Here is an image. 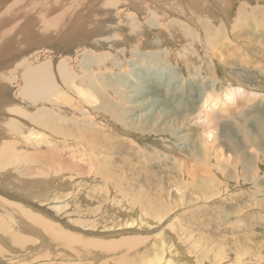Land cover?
Here are the masks:
<instances>
[{
    "label": "rangeland",
    "instance_id": "374dc122",
    "mask_svg": "<svg viewBox=\"0 0 264 264\" xmlns=\"http://www.w3.org/2000/svg\"><path fill=\"white\" fill-rule=\"evenodd\" d=\"M24 1L28 7L27 9L26 6L25 8H22L24 7L22 4L25 5ZM97 1L98 0H48L46 5H42L37 4L40 3L39 0H23V2L20 3L21 8H18V12H15L14 14L9 12V15L6 13V17L3 21L0 19V33L6 30L10 32L7 33V38L3 40V43H8L11 48L9 49L10 53H7L8 48L0 44V50L4 51V54L2 53L3 55L0 52V63L12 62L10 65H5L7 70L8 68L11 69V67L16 66L14 64L18 63L19 59L17 58L13 60L10 55L17 51L25 52L29 50L27 43L32 44L30 47L36 48L37 51L43 49L48 42L41 43L39 41L42 40V38L45 41L47 39L51 41L50 38L53 35L57 36V32H59L61 27L71 25L72 22L70 23V21H68L69 19L74 22H80V25L77 24L76 28H84L85 30L83 33H86L85 31H88L91 27H94L97 24L102 25L101 32L96 33L94 36H91V38L93 37L92 39H95L97 36L107 37L109 34L110 36L113 35L115 38L109 41L106 39V43L103 47L102 45L95 46L88 44V42L92 40L91 38H89V41L85 39L84 45L80 42L81 47H92V50L94 51L91 52V54L94 58H99V62L103 61L100 65L93 64L92 60L83 59L80 51H78L80 48V46L77 47L78 42L72 44L73 40H70V42L65 41L70 43L67 46L68 48L66 49V52L74 47L73 54L62 55L64 52L60 50L57 59L62 61V56L63 58H66L63 59L66 60V71L71 77L76 78H74V85L76 83V86L88 93H90V91L93 93V91L97 89L96 92L99 90L103 95L107 96L108 94L109 98H114L117 101L118 99L113 95L114 89H125V87L119 86L114 78L118 71H121L123 74L120 72V75H118L122 76V79L125 80L126 84H132V87L128 88V94L132 96L130 98H133L136 104L140 103L138 106L139 113H131L127 104L125 105V103L120 101V104L123 106L117 107V111L114 110L111 116L107 111L92 108L94 103H99L103 99L102 95L91 97L93 98L90 99L91 104H82L84 111L86 109L88 115L86 112L85 114L87 116L85 114L75 113L73 115L75 116V119L68 120V122L70 121L69 125L73 127L72 133L68 136H74L76 133L75 127H77L80 119L85 118L86 116V118L96 120L98 123L95 124L94 127L97 129L99 128L101 133H106L105 137L103 134L99 136L104 143L94 139L91 140L92 142L87 141V143H85L81 134H78V137H72L73 139H76L77 142H80L78 145H75L76 147L74 146V143L68 139L66 141V143L68 142L67 145L66 143H63L64 147L59 148L61 149V153L66 156L69 161L61 163L56 160L42 163L39 161L40 158L38 156L40 150L38 151L37 149L39 147L49 146V143H47L46 140L52 134L50 135V131H48L47 128L35 127L37 124L33 121L29 122L28 120L30 119H28V117L34 118L35 110L39 112L41 108L46 107L44 109L47 110V108L51 109V107L47 106V104L39 105L36 103L37 105H31L22 101L20 96L17 95L18 84L14 80H17L20 77L19 72L17 70H10L8 76L4 77L0 82V85H8V92L3 91L2 94L5 96L4 99L7 102L8 98H11L12 102L19 105L21 103L23 104L21 106L25 108V110H28L26 114L28 117H25V115L23 118L27 121L25 126L29 127L30 130L28 128L29 131L25 129L26 127L21 123L23 128L19 127L20 129L17 128V131L15 130V133L18 132L17 135L14 132H7L8 129L5 122L7 121L6 118H8V114H6L7 110L0 106V148L3 145H7L4 147H10L6 148L7 159H1L3 165L0 166V201L1 199H4L12 202L21 208L22 211L29 212V215L34 214L37 216L33 219H39L41 217V223L46 222L52 227L55 226L57 229L60 228L65 231L71 236L70 240H72V244L70 245L73 247L79 248L81 243L75 241H80L86 236L84 230H82L83 228L79 227L83 224L89 226L87 227L88 231L93 229L89 233H92L95 228H98L99 231L105 230L101 231L100 235H102V232L104 233L106 231L118 232V234L106 236V240H113L119 238V236H124L123 239L137 237L146 240L151 246L148 248L149 250L142 244L138 246V254L141 255L140 257L142 258L145 256L146 258L145 262L135 261L137 264H164V261L162 260L163 258L161 260L158 259L160 254L159 250H161V248L156 250L152 247V238L155 235V232L156 234L160 232L159 230L163 231L165 236L169 234L168 240H170L171 235V237H174L173 241L177 242L176 244L174 243L178 246L175 249V254L173 251L170 253L164 251L163 257L169 260V264H184V262L187 261H190L192 264H264V138L263 136H260L262 139L256 136V134H264V51L257 48L259 47L258 42L264 43V0H131L132 3L129 0ZM109 3L112 4L109 5ZM9 4L11 5L8 1L4 6L8 7ZM241 4L243 6H241ZM36 6H38V8ZM1 7V11L2 9H5V7L2 9ZM244 8L247 9L244 10ZM104 9L111 10L114 15L112 13L110 16L111 13L108 14L103 12ZM45 10H48L47 14L52 12V15L55 13L57 14L56 16H58L55 17L59 20L57 21L58 24L51 29L52 31L49 28L46 29L40 19V13H44ZM79 11H81V14L79 15L81 17H71V12L77 14ZM84 13L86 14L84 15ZM251 14L253 15L251 16ZM52 15L49 18L53 19L54 17H52ZM86 19V22H91H89V24L84 23ZM95 20L97 21L94 22ZM10 29L12 30L10 31ZM109 30H111L110 33ZM259 30L260 32H258ZM24 37H27V39L18 42V40ZM252 37H255V39H261L262 41L251 40ZM53 44H56L55 39L53 40ZM244 45L247 48H245ZM47 51L45 49L44 52L46 53L37 56L36 52L32 51V55L30 56V58L33 59L32 62L36 64L38 61L46 59V55L52 53L49 49H47ZM157 51L162 53H159L160 55L154 53V55L151 56L146 53ZM132 59L134 61H131ZM110 60H112V62ZM114 61H117L122 67L118 68L112 64ZM132 65H134V68ZM144 66L153 70L148 71ZM4 67H0V71H2L0 75L8 73L9 70L6 71V68ZM160 67H164V69ZM169 68H173V70L178 73ZM157 69H159V71ZM4 71L6 72L4 73ZM155 71L157 73H155ZM97 74L100 76L102 75L103 78L99 79L100 76ZM85 77H87L86 81H84V79H86ZM56 79L57 82L61 81L59 77ZM86 83L91 86L86 87ZM63 84L62 81V85ZM123 84H125L124 81ZM116 86L118 88H116ZM238 86L247 91L260 92L262 95L255 97L250 102H241L239 98H235L234 102L236 103H230L225 97L227 90H234ZM91 87L93 88L91 89ZM61 88L63 93L68 94V99L64 97L66 100L71 102V97H73V99L78 98L81 100L80 96H77V94L71 93L70 90L68 91L63 86ZM71 88L74 89V87ZM87 88L91 90L88 91L89 89ZM131 89L135 90V92L131 91ZM195 91H201V93H195ZM209 93H211L213 99H216L217 103L220 99H223V102L220 100L219 105L212 112L209 111L205 115L208 119V123H203L202 120V122L200 121L203 117L201 118L199 116L201 115V111H206V107H208H205L203 98ZM55 95L54 96L57 97V94ZM194 95L196 96L195 101L193 99ZM236 96L238 95L236 94ZM55 97L51 96L49 98L53 102L57 101L58 104H63L65 107H68L69 104L71 105L69 101L61 102L57 99L55 101ZM62 97L60 98L62 99ZM94 98H97L96 102H94ZM239 107L240 109L237 111ZM241 108L242 110H252L254 115L251 117L256 118L258 122H260V124H257L252 118H250L246 123L252 140L243 141L241 138V132L243 133L240 128L242 122L241 117L239 116ZM53 109L54 108H52V110ZM66 109H69L71 113L74 111V109H70V106ZM122 115L125 116L123 117ZM158 115L160 116L159 119L156 118ZM76 117L78 118V122L76 121ZM172 118L173 123L175 122L174 125L172 123ZM138 122L142 123V125ZM28 123L30 124L28 125ZM146 123L149 124L147 125ZM134 124L136 127L133 126ZM138 124L139 126H137ZM169 125L171 127H169ZM201 127L203 129L208 127L211 128L214 133V141L216 140V142L211 141V145L204 140L203 142L206 144L203 142L196 144L197 141L193 143V141L190 140L191 134L194 131H201ZM22 129L25 130L21 131ZM171 130H174L176 133L173 131L174 134H171L169 132ZM31 131L39 133L37 136H32L34 140L26 137L27 133ZM40 132L44 133L41 134ZM223 132L226 133L223 134ZM52 136L60 137L55 136L54 134ZM186 137L187 139H185ZM230 139L231 146L229 147L231 148L227 146ZM56 140L59 143L63 141L61 137L60 139L56 138L55 141ZM256 142H258V144H256ZM208 144L210 148H208ZM234 145L235 147H233ZM30 146L34 147L31 148ZM4 147L2 148L5 149ZM84 147L86 149H84ZM241 149H243V151L245 150L244 152H246V154H250L247 155V158L251 160L249 163L243 162V160L239 158L237 159V157L233 155L234 153H237L242 156L244 152L241 151ZM90 150L96 151L91 152ZM100 150L101 153L103 152L102 154H100ZM217 151H221L224 154L229 152L231 156L229 154L228 156L232 157L231 162L228 164V167L230 168L227 167L228 171H226V173L216 165L217 161H222V163L227 164L223 157L224 160H221V155L218 154L220 152ZM99 154L103 157L105 156L107 159H104ZM74 155H78V157L76 158ZM74 161L80 163L82 169L81 173L84 172L83 174H76L75 168L72 167ZM250 163L253 164L250 166ZM101 164L102 166H100ZM103 164H105V167L107 168H105ZM231 165H233L234 168L231 167ZM110 167H112V170L113 167H116V169H114L115 171L119 169L118 174L121 173L119 176L120 178L122 177L120 179L121 182L119 181L118 176L115 178L114 170L113 175L110 173L111 176L109 177H100L102 175L100 174V171L104 172L107 170L108 172ZM93 168L97 171L96 173ZM177 168L189 169L195 178H186L185 175L184 177H180L181 172L178 171ZM240 170L242 172H240ZM229 171L234 173H230V177L227 178ZM173 172H176V176ZM70 173L73 175H70ZM131 173L135 174H132V179L130 178L132 176ZM123 174L125 179H123ZM145 174L147 177L157 175L158 181L160 180L159 185L162 188L161 189L158 186L160 189V199L161 196H163L161 199L163 200L161 207L164 206L160 210L165 213L153 216V218L147 210H145V207L151 206L150 200L153 195H150L148 198L141 193L138 194L135 192L144 184L149 185L150 181L146 180L147 177H145ZM222 174H224V176H222ZM142 177L146 180L145 183ZM176 178H178V180ZM181 178H183V180H181ZM111 179L113 181L115 180V183ZM46 181H53V183L49 184L46 183ZM118 181L120 189L117 184ZM40 182L43 183L41 184ZM132 183L135 184L136 189L130 186ZM120 184L129 185V191L121 190ZM194 184L197 185L194 186ZM198 186L202 188V191L199 190ZM175 189L179 192L177 195H175L177 193ZM106 195L108 197H106ZM114 195L120 196L117 197ZM127 195L130 197L126 198ZM178 195H180V197ZM202 195L205 200H203ZM206 195L207 197H205ZM212 195H214V197ZM112 196L113 199L115 197L114 200L111 198ZM134 196H136V199L133 198ZM175 196L179 198H175ZM137 198L139 199L138 201ZM109 199H111V201ZM125 199H127L126 202ZM113 201L114 203L116 202V205ZM94 206L96 207L94 208ZM106 206L108 207L106 208ZM96 208H98V211ZM103 208L105 209L103 210ZM108 208L109 210H122L125 218L133 216L132 219H134V217L141 219V216H145L144 219H147L146 221L152 225H150L151 227L145 225L144 227H139V229L134 225L126 227L124 230L121 229L122 231L120 228L119 230L110 229V231L102 226L106 225V223L110 224V222L111 225H114L115 222L108 220L110 222L103 224L102 219L106 220V217L101 219L103 215L98 219L101 212L102 214L108 213ZM129 210L131 211L129 212ZM16 216L14 214L9 215V220L11 219L15 223L17 221L16 224L12 221L11 229L17 230L18 227L20 232L23 231L24 237H26V234L29 236L24 238V240H28L29 243L34 240V242H32L34 244L31 245L27 242V248L24 245L27 249L26 250L23 245L22 247L19 246V248L10 237H7L8 243L12 246L14 245L15 252H9L8 249L4 247V249H6L5 251H7L6 253L10 256V258L4 259L14 264L69 263L67 260L68 258H63V253L49 255L47 256L48 258L42 257L40 255L41 249L45 247L44 249L52 252L56 247L49 244L50 241L48 240V236L43 230L40 229L38 231L37 229L29 227L28 223H26V219L23 221L24 219L22 217L20 218V215ZM96 218L97 220H95ZM44 220L45 222H43ZM16 225L18 226L16 227ZM21 227L25 228L21 229ZM162 228H164L165 231L162 230ZM88 231H86V233H88ZM74 232L75 235L77 233L76 237ZM184 232L187 233L185 234ZM37 234L38 236L40 235L39 237H41L40 241L42 244L38 240L39 237ZM0 236L5 238V235L0 234ZM89 236H91V234H89ZM28 238H32L33 240H29ZM24 240L21 244H24ZM29 249H31L33 253ZM97 249H91L89 253L90 259L85 257L86 254L83 256L86 259L83 257H78L76 259L80 261L82 260V263L90 260L92 263L89 261L88 264H94L95 262L97 264H116L118 262L115 261L116 259H125L124 264H127L128 261L130 262L139 256L137 255L134 257L133 250H128L123 245L111 256H108L107 254L105 255L104 250L101 251ZM13 255H16L17 257L15 256L14 258ZM12 256L13 259H11ZM70 256L73 255H69V257ZM135 262H130V264H135ZM7 264L10 263L7 262Z\"/></svg>",
    "mask_w": 264,
    "mask_h": 264
},
{
    "label": "bare ground",
    "instance_id": "6f19581e",
    "mask_svg": "<svg viewBox=\"0 0 264 264\" xmlns=\"http://www.w3.org/2000/svg\"><path fill=\"white\" fill-rule=\"evenodd\" d=\"M7 1V2H6ZM8 1L11 3V5L9 4V6L8 7H5L4 5H6L7 3H8ZM38 1V0H37ZM40 1V3H37V4H42V5H46L47 4V1L48 0H39ZM104 1V0H103ZM106 1H112V0H106ZM131 3H132V1L131 0H129ZM23 2V0H0V7H1V9L3 8V7H5V9H2V11L0 10V19H1V21H3V19L6 17V13H7V15H9L10 13L9 12H11V13H15V12H18V8L20 7V3H22ZM46 2V3H45ZM51 2V1H50ZM97 2H99V0L97 1ZM101 2V1H100ZM30 3V2H29ZM34 3H36V2H34ZM94 3H95V1H94ZM103 3V2H102ZM106 3V2H105ZM113 3V2H112ZM112 3H109V5L110 4H112ZM139 3H141V2H139ZM24 4L25 5H23L22 4V6H24V7H22V8H25V6H26V9L28 8L27 7V5H26V2L24 1ZM28 4V3H27ZM70 4V3H69ZM114 4V3H113ZM226 4V3H225ZM242 4H243V2H242ZM241 4V6H243ZM102 5V4H101ZM108 5V6H109ZM132 5V4H131ZM203 6V5H202ZM226 6V5H225ZM245 6H246V4H245ZM37 8H38V6H36ZM99 7V6H98ZM248 7V6H247ZM21 8V7H20ZM45 8V7H44ZM69 8V7H68ZM249 8V7H248ZM260 8V7H259ZM101 9V8H100ZM103 9V8H102ZM112 9V8H111ZM141 9V8H140ZM238 9H239V7H238ZM247 9V8H246ZM245 8H244V10H246ZM250 9V8H249ZM256 9V8H255ZM51 10H52V8H51ZM85 11H87L86 9H84ZM257 10V9H256ZM27 11V10H26ZM238 11V10H237ZM242 11H243V8H242ZM24 12H25V9H24ZM39 12V11H38ZM38 12H37V14H38ZM50 12V11H49ZM88 12V11H87ZM102 12V11H101ZM103 12H106V13H108V14H110V16L112 15V11L111 10H105L104 9V11ZM238 12H240V11H238ZM9 13V14H8ZM35 13V12H34ZM48 13V10H45L44 11V13H40V19H41V21H42V24L44 25V27L46 28V29H52V28H54V27H56V25L58 24V22L57 21H59V20H57L55 17H58V16H56L57 14H53L52 15V12L50 13L51 15H52V17H54L53 19H51V18H49L51 15L50 14H47ZM61 13H63V12H61ZM72 13V14H71ZM70 14H71V17L72 18H74L73 16H76V18L77 17H81V16H79L80 14H81V11H79V12H77V14L76 13H74V12H71ZM89 13V12H88ZM237 13V12H236ZM243 13V12H242ZM45 14H47V15H45ZM64 14V13H63ZM68 14V13H67ZM86 13H84V15H85ZM258 14V13H257ZM113 15H114V13H113ZM154 15V14H153ZM253 14H251V16H252ZM61 16V15H60ZM69 16V15H68ZM250 16V15H249ZM250 16V17H251ZM23 17V16H22ZM32 17V16H31ZM70 17V18H71ZM85 17V16H84ZM113 17V16H112ZM71 18V19H72ZM75 18V19H76ZM86 18V17H85ZM89 18H90V16H89ZM94 18V17H93ZM114 18V17H113ZM98 19V18H97ZM247 19V18H246ZM79 20V19H78ZM84 20V19H83ZM109 20V19H108ZM251 20V19H250ZM261 20V19H260ZM21 21V20H20ZM25 21V20H24ZM38 21V20H37ZM68 21H70V23H71V25L70 26H63V27H61V29L59 30V32H57V36H52L51 38H50V40L51 41H49L48 39V41L46 40H44L43 38H42V40H38L39 42H48L47 44H46V46H44L43 47V49H41V50H39V51H37L36 50V48H34V47H30V45H32V44H29V43H27V46H29L28 47V49L29 50H27L26 48H24V49H26L27 51H25V52H20V51H17L16 53H11L12 55H10L12 58H13V60L14 59H19V62L18 63H16V64H14V65H16V66H14V67H11V69H9L8 68V70H7V67L5 66V65H10V63H12V62H8V63H0V67L2 68V67H4V68H6V71H8V73H6V74H3V75H0V82H1V80H3V78L4 77H6V76H8V74L10 73V70H17L18 72H19V78L16 80V79H14L16 82H17V84H18V90H17V95L18 96H20V98L22 99V101H25V102H27L28 104H31V105H35L36 103H38L39 105H44V104H47V106H49V107H51V109H48L47 108V110L46 109H44V108H46V107H44V108H41V110L38 112L37 110H35V112H34V118L32 117V118H30V117H28L26 114H27V111L28 110H25V108H23L21 105H23V104H21L20 103V105L19 104H17V103H14V102H12V100H11V98H8V102L4 99V97L5 96H3V94H2V92L4 91H7L8 90V88H7V86H6V84H4V85H0V106H2L3 108H5L6 110H7V112H6V114H8V118H6L7 119V121H5L6 122V126H7V129H8V131L7 132H9V133H15L17 130V128L18 129H20L21 127L23 128V126L21 125V123H23V125H24V127H26L25 129H29V127H27V126H25V124H26V120L23 118V116H25V117H28V119H30V120H28L29 122L30 121H33L35 124H37V125H35L33 122V124L35 125V127L37 126V127H44V129L45 128H47L48 129V131H50V135L52 134H54L55 136H60L61 137V139H63V141L61 142V143H59L57 140L55 141V139L56 138H59L60 139V137H54V136H50L46 141H47V143H49V146H46V147H39L37 150L39 151V158H40V162H42V163H45V162H47V161H59V162H61V163H64V162H66V161H69V159H67L66 158V156H64L62 153H61V149H59L60 147H64V145H63V143H66V141L69 139V141L71 140L73 143H74V146L75 145H78V143H80V142H77L76 141V139H73L72 137H78V134H81V136L83 137V140H84V142L85 143H87V141H90V142H92L91 140H98L99 142H103L102 141V139L99 137V136H101L102 134L104 135V137L106 136V133L104 132V133H101V131H100V129L98 128H95L94 127V125L95 124H97L98 122L96 121V120H92L91 118H86V116L88 115V112H86V109H85V111H84V108L82 107L83 105H84V103H86V104H88V103H90V99H93V98H91V97H95L96 95H102V97H103V99L99 102V103H97L96 102V100H97V98L95 99L94 98V102H96V103H94L93 105H92V108L93 109H101V111H107L111 116H112V113L114 112V110H116L117 109V107H119V106H123L122 104H120V101L121 102H123V103H125V105L127 104V106H128V109H129V111L131 110V113L132 112H138L139 113V110H138V106H139V104H136L135 103V100L133 99V98H130V97H132V96H130L129 94H128V92H129V90H128V88H130V87H132V84H126V82H125V80H123L122 79V76H119L120 74V72L118 71V73L117 72H115V73H117L116 74V76H114V78L116 79L115 81H117V83H118V85L119 86H123V87H125V89L124 90H122V89H114V94L113 95H115L114 97H116L117 99H118V101L117 100H115L114 98H109V96H108V94H107V96H105V95H103L99 90V92L97 91L96 92V90H94L93 91V93L90 91L93 87H91V89H89V88H87V89H89L88 91H90V93H88V92H85V90H83V89H81L80 87H78V86H76V83H75V85L73 84L74 83V78L75 77H71L68 73H67V71H66V65H65V61L66 60H63V59H66V58H63V56H62V58H61V60L62 61H59L57 58H58V55H59V53H60V50L62 51V52H64L62 55H66V54H73L72 52H73V49H74V47L73 48H71V49H69L70 51H67L66 52V49L68 48L67 46H68V44H70L69 42H70V40H73V42H72V44H74V43H77L78 42V46L77 47H79L81 44L82 45H84V40L86 39L87 41H89V38H91V36H94L96 33H99V32H101V29H102V25H96V26H94V27H91V29H86V30H88V31H85L86 33H83V31L85 30L84 28L83 29H81V27L79 28V29H77L76 28V25L77 24H79L80 25V22H78V21H71L70 19L68 20ZM80 21V20H79ZM87 21V19L85 20V22L84 23H88L89 24V22H91V21H89V22H86ZM93 21V20H92ZM97 20H95L94 22H96ZM99 21V20H98ZM111 21V20H110ZM252 21V20H251ZM254 21V20H253ZM36 22V21H35ZM69 23V24H70ZM107 23H109V22H107ZM111 23V22H110ZM112 23H113V21H112ZM14 24V23H13ZM35 24V23H34ZM83 24V23H82ZM94 24H96V23H94ZM61 25H62V23H61ZM115 25V24H114ZM230 25H232V24H230ZM6 26H8V25H6ZM5 26V27H6ZM83 26H85V25H83ZM89 26V25H88ZM91 26H93V25H91ZM105 26V25H104ZM103 26V27H104ZM234 26V25H233ZM256 26V25H255ZM87 27V26H86ZM105 28V27H104ZM4 29V28H3ZM58 29V28H57ZM116 29V28H115ZM233 29V28H232ZM6 30V29H5ZM12 29H10V31H11ZM106 30V29H105ZM104 30V31H105ZM112 30V29H111ZM111 30H109V33H110V31ZM114 30V29H113ZM117 30V29H116ZM2 31V30H1ZM52 31V30H51ZM202 31V30H201ZM106 32V31H105ZM205 32V31H204ZM233 32V31H232ZM244 32V31H243ZM242 32V33H243ZM248 32V31H247ZM251 32H253V31H251ZM258 32H260V30L258 31ZM7 33H10V32H8V30H6V31H4V32H2V33H0V44H2L4 47H7L8 49H7V53H10V50L9 49H11L10 48V45H8V43H3V40H5L7 37H6V35H8ZM33 33V32H32ZM108 33V34H109ZM23 34V33H22ZM102 34V33H101ZM100 34V35H101ZM235 34V33H234ZM253 34V33H252ZM260 34H262V33H260ZM21 35V34H20ZM19 35V36H20ZM104 35H105V33H104ZM220 35V34H219ZM239 35H240V33H239ZM231 36V35H230ZM233 37V36H232ZM237 37H238V33H237ZM245 37V36H244ZM243 37V38H244ZM9 38H10V36H9ZM8 38V39H9ZM93 38V37H92ZM91 38V39H92ZM113 38H115L113 35H111L110 36V34H109V36H100V37H96L95 39H92V40H90L89 42H88V44H90V45H95V46H98V45H102V47L105 45V43H106V39H108V41L109 40H111V39H113ZM130 38V37H129ZM210 38V37H209ZM27 39V37H24V38H21L20 40H18V42H21V41H23V40H26ZM56 40V44H53V40ZM67 39V40H66ZM105 40V41H104ZM251 40H260V41H262L261 39H255V37H252L251 38ZM65 41H69L68 43L67 42H65ZM192 41V40H191ZM244 41V40H243ZM38 42V43H39ZM80 42H81V44H80ZM15 43H16V41H15ZM23 43V42H22ZM31 43V42H30ZM55 43V42H54ZM249 43V42H248ZM17 44V43H16ZM29 44V45H28ZM52 44V45H51ZM115 44V43H114ZM259 44V45H258ZM258 46L259 47H257V48H259L261 51H264V43L263 42H258ZM34 45V44H33ZM115 45H117V44H115ZM243 45V44H242ZM255 45V44H254ZM87 46V45H86ZM245 46V45H244ZM253 46V45H252ZM76 47V48H77ZM245 48H247L246 46H245ZM6 49V48H5ZM45 49H46V51H47V49H49V50H51L52 51V53L51 54H47L46 56H47V58L46 59H43V60H40V61H38L36 64L35 63H33L32 62V58H30V56L32 55V51H34V52H36V56L37 55H41V54H44V53H46V52H44L45 51ZM78 51H80V53H81V55H82V58L83 59H87V60H92V63L93 64H96V65H100L101 64V62H103V61H101V62H99V58H94V56L91 54V52H93L94 50H92V47H85V46H83V47H81L80 46V48H79V50ZM0 52H1V54L3 53L4 54V51L2 50H0ZM33 52V53H34ZM48 52V51H47ZM31 53V54H30ZM109 53V52H108ZM146 53H148L150 56L151 55H154V53H162V52H146ZM2 54V55H3ZM6 54V53H5ZM30 54V55H29ZM111 54V53H110ZM118 54V53H117ZM7 55V54H6ZM6 55H4V56H6ZM107 55V54H106ZM140 55V54H139ZM160 55V54H159ZM4 56H2V57H4ZM142 56H143V54H142ZM7 57V56H6ZM65 57V56H64ZM96 57H97V55H96ZM108 57V56H107ZM123 57H124V55H123ZM91 58V59H90ZM104 58V57H103ZM113 60V59H112ZM112 60H110L111 62H112ZM130 60V59H129ZM145 60H148V59H145ZM85 61V60H84ZM131 61H134L133 59L131 60ZM2 62V61H1ZM123 62V61H122ZM105 63H106V61H105ZM160 63V62H159ZM112 64H114L116 67H122V65L121 64H119L117 61H114V63H112ZM135 64V63H134ZM138 64H139V62H138ZM137 64V65H138ZM143 64V63H142ZM136 65V66H137ZM141 65V64H140ZM144 65V64H143ZM170 65V64H169ZM113 66V65H112ZM129 66H130V64H129ZM134 65H132V67H133ZM135 66V67H136ZM139 66V65H138ZM148 66V65H147ZM145 67V69H148V71L150 70V71H152L150 68H148V67ZM188 66V65H187ZM9 67V66H8ZM99 67V66H98ZM155 67V66H154ZM233 67V66H232ZM0 68V69H1ZM134 68V67H133ZM132 68V69H133ZM138 68V67H137ZM156 68H158V67H156ZM160 68H162V69H164V67H160ZM166 69V68H165ZM168 69V68H167ZM170 70H172V71H174L173 70V68H169ZM104 70V69H103ZM134 70V69H133ZM155 70V69H154ZM158 71H159V69H157ZM170 70H169V72H170ZM6 71H4V73L6 72ZM2 71H0V73H1ZM17 72V73H18ZM132 72V71H131ZM136 72V71H135ZM144 72V71H143ZM143 72H142V74H143ZM174 72H176V71H174ZM198 72V71H197ZM16 73V72H15ZM96 73V72H95ZM122 73V72H121ZM148 73V72H147ZM155 73H157L156 71H155ZM173 73V72H172ZM176 73H178V72H176ZM240 73V72H239ZM93 74H94V72H93ZM99 74H102V73H99ZM119 74V75H118ZM123 74V73H122ZM146 74V73H145ZM153 74V73H152ZM163 74V73H162ZM231 74V73H230ZM235 74V73H234ZM98 75V74H97ZM97 75H95V76H97ZM178 75V74H177ZM98 76H100V75H98ZM124 76H126V75H124ZM123 76V77H124ZM136 76V75H135ZM236 76V75H235ZM60 78V80L61 81H59V82H57L56 80V78ZM87 77H88V75H87ZM87 77H85L86 79H84V81H86L87 80ZM134 77V76H133ZM101 78H103L102 77V75L100 76V78L99 79H101ZM130 78V77H129ZM148 78V77H147ZM165 78V77H164ZM76 79V78H75ZM82 79V78H81ZM91 79V78H90ZM89 79V80H90ZM190 79V78H189ZM134 80H135V78H134ZM167 80V79H166ZM62 81H63V85H62ZM103 81V80H102ZM123 81H124V83L125 84H123ZM126 81H127V79H126ZM138 81V80H137ZM81 82V81H80ZM96 82V81H95ZM128 82V81H127ZM59 83H60V85H59ZM83 83V82H82ZM81 83V84H82ZM85 83V82H84ZM88 83V82H87ZM86 83V84H87ZM92 84V83H91ZM137 84V83H136ZM139 84V83H138ZM78 85V84H77ZM117 85V86H118ZM242 85V84H241ZM64 87L65 89H67L68 91L70 90L71 91V93H75V94H77V96H80V99L81 100H79L78 98H75V99H73V97H71V99H72V101L70 102L69 100H66V99H68L67 98V93H63L62 92V88L61 87ZM86 87L87 86H91V85H89V84H87V85H85ZM116 86V88H118ZM71 87H74V89H75V87H76V89L74 90L73 88H71ZM139 87V86H138ZM121 88V87H120ZM133 88H135V87H133ZM137 88V87H136ZM209 88V87H208ZM138 89V88H137ZM141 89V88H140ZM229 89V88H228ZM194 90V89H193ZM103 91V90H102ZM131 91H133V92H135V90H133V89H131ZM8 92V91H7ZM226 92V91H225ZM195 93H201V91H195ZM55 94H57V97H55L54 95ZM75 94H74V96H75ZM110 94V93H109ZM112 94V93H111ZM132 94V93H131ZM236 94L238 95V96H236ZM92 95H94V96H92ZM137 95H139V94H137ZM137 95H135V96H137ZM262 94H259L258 92H255V91H247V90H244L242 87H236L234 90L232 89V90H227V94H226V99L228 100V101H230V103L231 102H234V99L235 98H239V100L241 101V102H244V101H246V102H250V101H252L255 97H259V96H261ZM51 96H53V97H55V101H56V99L57 100H60L61 102L62 101H65V102H70L71 103V105L69 104V106H70V109L72 108V109H74V111H72V113L70 112V110L69 109H66V108H68V107H65L63 104H61V103H59V104H61V105H59L58 103H57V101L56 102H53L49 97H51ZM63 96V97H62ZM73 96V95H72ZM205 96V95H204ZM60 97H62V99L60 98ZM66 99H65V98ZM112 97V96H111ZM134 97V96H133ZM59 98V99H58ZM99 98V97H98ZM195 98H196V96L194 95V97H193V99H194V101H195ZM219 98H221V97H219ZM204 102H205V107L206 106H208V107H206V111H201V115L199 116V117H203L202 119H200V121L202 120L203 121V123H208V119H207V117L205 116L209 111H213L218 105H219V102H220V100L218 101V103H217V101H216V99H213L212 97H211V93H209V94H207L204 98ZM145 100V99H144ZM151 100V99H150ZM238 100V101H239ZM146 101V100H145ZM196 101H198V100H196ZM222 102H223V99L221 100ZM235 101H237V100H235ZM59 102V101H58ZM93 102V101H92ZM150 102V101H149ZM206 103H207V105H206ZM225 103V102H224ZM234 103H236V102H234ZM240 103V102H239ZM83 104V105H82ZM91 104V103H90ZM150 104H151V102H150ZM209 104V105H208ZM25 105V104H24ZM37 105V104H36ZM142 105V104H141ZM140 105V106H141ZM224 106V105H223ZM235 106V105H234ZM246 106V105H245ZM24 107H26V106H24ZM40 107V106H39ZM43 107V106H42ZM125 107V106H124ZM148 107V106H147ZM198 107V106H197ZM196 107V108H197ZM226 107V106H225ZM52 108H54L53 110H52ZM151 108V107H150ZM119 109V108H118ZM240 109V107L237 109V111ZM143 110V109H142ZM254 110V109H253ZM33 111V110H32ZM32 111H31V113H32ZM117 111V110H116ZM123 111H124V109H123ZM141 111V110H140ZM236 111V110H235ZM85 112H86V114H85ZM253 111L252 110H247V109H243L242 110V108H241V111H240V117H241V124H240V128H241V130L243 131V133L241 132V138H242V140L243 141H247V140H252V137L250 136V131H249V129L247 128V125H246V123H247V121L250 119V118H252L251 116H253L254 114L252 113ZM75 113H77V114H85L86 116H85V118H81L80 119V122L77 124V127H75V130H76V133L74 134V136H68V135H70L71 133H72V130H73V127L72 126H70L69 125V122H68V120H71V119H75V116H73ZM125 113V112H124ZM128 113V112H127ZM130 113V112H129ZM133 113V114H134ZM141 113V112H140ZM158 113V112H157ZM143 114V113H142ZM154 114H156V113H154ZM159 114V113H158ZM166 114V113H165ZM18 115H20V116H18ZM128 115V114H127ZM132 115V114H131ZM146 115V114H145ZM161 115V114H160ZM171 115H173V114H171ZM178 115V114H177ZM22 116V117H21ZM82 116V115H81ZM123 116V115H122ZM125 116V115H124ZM123 116V117H124ZM150 116H151V114H150ZM157 116V115H156ZM155 116V117H156ZM161 116H163V115H161ZM167 116H170V115H167ZM175 116V115H174ZM80 117V116H79ZM83 117V116H82ZM122 117V118H123ZM182 117V116H181ZM198 117V118H199ZM77 118V117H76ZM121 118V117H120ZM137 118V117H136ZM152 118V117H151ZM156 118H160V116L158 115V117H156ZM169 118V117H168ZM167 118V119H168ZM127 119V118H126ZM125 119V120H126ZM154 119V118H153ZM257 124H260V122H258V120L256 119V118H252ZM131 120V119H130ZM151 120V119H150ZM165 120V119H164ZM171 120V119H170ZM76 121L78 122V118L76 119ZM139 121V120H138ZM159 121H161V120H159ZM179 121V120H178ZM193 121V120H192ZM201 121V122H202ZM133 122V121H132ZM140 122V121H139ZM138 122V123H139ZM154 122H155V120H154ZM157 122V121H156ZM162 122V121H161ZM168 122V121H167ZM171 122V121H170ZM181 122V121H180ZM183 122V121H182ZM31 123V124H32ZM127 123H129V122H127ZM152 123V122H151ZM172 123H173V118H172ZM175 123V122H174ZM174 123H173V125H174ZM210 123V122H209ZM30 123H28V125H29ZM32 124V125H33ZM123 124V123H122ZM136 124V123H135ZM135 124L133 125V126H135ZM139 124H141L142 125V123H139ZM139 124L137 125V126H139ZM145 124V123H144ZM147 124V123H146ZM149 124V123H148ZM147 124V125H148ZM153 124V123H152ZM167 124V123H166ZM178 124V123H177ZM31 125V126H32ZM76 125V124H75ZM141 125H140V127H141ZM125 126V125H124ZM128 126V125H127ZM179 126H180V124H179ZM192 126V125H191ZM20 127V128H19ZM94 127V128H93ZM130 127V126H129ZM136 127V126H135ZM143 127V126H142ZM159 127H160V125H159ZM169 127H171L170 125H169ZM205 127V126H204ZM239 127V126H238ZM180 128V127H179ZM25 129H22L21 131H24ZM27 129V130H28ZM32 129V128H31ZM16 130V131H15ZM30 130V129H29ZM28 130V131H29ZM36 130V129H35ZM43 130V129H42ZM170 130V129H169ZM195 130H197V129H195ZM20 131V133L22 134V132ZM34 131V130H33ZM159 131V130H158ZM173 131L174 130H171V131H169L171 134L173 133ZM177 131V130H176ZM38 132V131H37ZM175 132V131H174ZM178 132V131H177ZM18 133V132H17ZM17 133H15L16 135H17ZM41 133V132H40ZM44 133V132H43ZM43 133H41V134H43ZM176 133V132H175ZM224 133H226V132H223V134ZM39 133H34V132H29V133H27V136L26 137H28V138H32L33 139V135L34 136H37ZM41 134H40V136H41ZM174 134V133H173ZM182 134V133H181ZM191 134V133H190ZM31 136V137H30ZM44 136V135H43ZM185 136V135H184ZM256 136L257 137H260V136H263V138H264V134L262 133V134H260V135H257L256 134ZM52 137V138H51ZM54 137V138H53ZM214 133H213V130H211V128H205V129H203L202 127H201V131H194L192 134H191V141H193V143L195 142V141H197V143L196 144H198V143H202L203 142V140L205 141V142H207V143H209L210 144V142L212 141H214ZM43 138V137H42ZM189 138V137H188ZM261 138V137H260ZM38 139V138H37ZM40 139V138H39ZM54 139V140H53ZM185 139H187V137L185 138ZM213 139V140H212ZM257 139V138H256ZM262 139V138H261ZM34 140V139H33ZM239 140H240V138H239ZM255 140V139H254ZM256 141V140H255ZM262 141V140H261ZM260 141V142H261ZM53 142H58V143H53ZM71 142V143H72ZM205 142H203V143H205ZM214 142H216V140L214 141ZM68 143V142H67ZM67 143H66V145H67ZM85 143H84V145H85ZM104 143V142H103ZM121 143V142H120ZM119 143V144H120ZM206 144V143H205ZM209 144H208V148H210L209 147ZM251 144V143H250ZM256 144H258V142H256ZM260 144V143H259ZM34 145V144H33ZM103 145V144H102ZM211 145V144H210ZM219 145V144H218ZM4 146H7V145H3L2 147H4ZM37 146H39V145H37ZM36 146V147H37ZM87 146V145H86ZM199 146V145H198ZM203 146V145H202ZM205 146V145H204ZM227 146L229 147V146H231V139H230V141L227 143ZM0 148V161H1V159H7L6 157H7V149L6 148H10L9 146L8 147H4L5 149H3V148ZM31 147V146H30ZM32 147H34V146H32ZM31 147V148H32ZM35 147V148H36ZM76 147V146H75ZM74 147V148H75ZM121 147V146H120ZM233 147H235V145L233 146ZM232 147V148H233ZM73 148V149H74ZM103 148H104V146H103ZM116 148V147H115ZM205 148H207V147H205ZM229 148H231V147H229ZM23 149V148H22ZM77 149V148H76ZM84 149H86L85 147H84ZM92 149H93V147H92ZM87 150H89V149H87ZM114 150V149H113ZM213 150V149H212ZM230 150V149H229ZM228 150V151H229ZM91 152H95L96 150H90ZM111 151V150H110ZM216 151V150H215ZM222 151V150H221ZM221 151H217V152H220V153H218L219 155H221V160L223 159L227 164H225V163H222V161H217L216 162V165H217V167L219 168V169H223V171H225V173H226V171H228V168H230V167H228V164L231 162V159H232V157H230L231 155L229 154V152L227 153V154H224L223 152H221ZM241 151H243V149H241ZM245 151V150H244ZM243 151V152H244ZM98 152V151H97ZM106 152V151H105ZM30 153V152H29ZM83 153V152H82ZM103 153V152H102ZM101 153V150H100V154H102ZM216 153V152H215ZM232 153V152H231ZM17 154V153H16ZM26 154V153H25ZM27 154H28V151H27ZM79 154V153H78ZM94 154V153H93ZM99 154V155H100ZM228 154L230 155V156H228ZM95 155V154H94ZM96 155H98V154H96ZM234 156H236L237 157V159L239 158V159H241V160H243V162H246V163H249L251 160H249L248 158H247V155H250V154H246V152H244V154L242 155V156H240L239 154H233ZM232 155V156H233ZM28 156H29V154H28ZM76 158L78 157V155H74ZM101 156V155H100ZM91 157V156H90ZM95 157V156H94ZM101 157H103V156H101ZM219 157V156H218ZM223 157V158H222ZM242 157V158H241ZM98 158V157H97ZM104 159H107V158H105V156L103 157ZM110 158V157H109ZM16 159V158H15ZM14 159V160H15ZM75 159V158H74ZM81 159V158H80ZM99 159V158H98ZM101 159V158H100ZM220 159V158H219ZM236 159V158H235ZM251 159V158H250ZM94 160V159H93ZM117 160V159H116ZM83 161V160H82ZM82 161H80V162H82ZM104 161H106V160H104ZM111 161V160H110ZM109 161V162H110ZM122 161V160H121ZM2 162L3 161H1L0 162V166L1 165H3L2 164ZM6 162V161H5ZM4 162V163H5ZM86 162V161H85ZM84 162V163H85ZM112 162V161H111ZM234 162H236V161H234ZM238 162V161H237ZM241 162V161H240ZM255 162V161H254ZM253 162V163H254ZM7 163V162H6ZM89 163H91V162H89ZM89 163H88V165H89ZM98 163H99V160H98ZM252 163V164H253ZM209 164V163H208ZM242 164V163H241ZM251 163H250V166L252 165ZM256 164V163H255ZM104 165V167H105V164H103ZM106 165H108V164H106ZM123 165H124V163H123ZM227 165V166H226ZM236 165V164H235ZM100 166H102V164L100 165ZM126 166H128V165H126ZM240 166V165H239ZM243 166V165H242ZM245 166V165H244ZM248 166V165H247ZM254 166V165H253ZM72 167L73 168H75V172H76V174H80L81 173V171H82V169H81V165H80V163L78 162V161H74L73 163H72ZM109 167V166H108ZM131 167V166H130ZM184 167V166H183ZM226 167V168H225ZM228 167V168H227ZM231 167H233V165H231ZM236 167H237V165H236ZM235 167V168H236ZM89 168H91V167H89ZM105 168H107V167H105ZM179 168V167H178ZM177 168V170L178 171H180L181 172V175L180 174H178V175H180V177H184V175L186 176V178H195L193 175H192V173H191V171L189 170V169H186V168H180V169H178ZM208 168V167H207ZM234 168V167H233ZM251 168V167H250ZM94 169V172L96 173L97 171H95V168H93ZM114 169H116V167L114 168L113 167V170ZM130 169V168H129ZM134 169V168H133ZM209 169V168H208ZM237 169V168H236ZM101 170V169H100ZM113 170H112V167H110L109 168V170H108V172H107V170L106 171H104V172H102V171H100V174H102L100 177H109V176H111V174L113 175ZM119 170V169H118ZM115 171L114 170V175L116 176L115 178H117V176L119 177L120 175H121V173L120 174H118V172L119 171ZM192 170H194V169H192ZM245 171H247L246 169H244ZM222 171V172H223ZM93 172V173H94ZM99 172V171H98ZM240 172H242L241 170H240ZM51 173V172H50ZM84 173V172H83ZM83 173H81V174H83ZM111 173V174H110ZM175 173V176H176V172H173V174ZM230 173H234V172H231V171H229V175H227V178H229L230 177ZM7 174V173H6ZM75 174V175H76ZM99 174V173H98ZM132 174H134V173H131V175ZM148 174V173H147ZM172 174V173H171ZM197 174V173H196ZM53 175V174H52ZM70 175H73V174H71L70 173ZM86 175V174H85ZM135 175V174H134ZM8 176V175H7ZM82 176V175H81ZM123 176V179H125L124 177V174L122 175ZM196 176V175H195ZM222 176H224V174H222ZM237 176V175H236ZM79 177V176H78ZM113 177V176H112ZM130 177V176H129ZM145 177H147L146 176V174H145ZM74 178V177H73ZM87 178V177H86ZM122 178V177H121ZM120 177H119V181H120V179H121ZM127 178V177H126ZM131 179L133 178V175L130 177ZM137 178H140V177H137ZM143 178V177H142ZM179 178V177H178ZM178 178H176L177 180H178ZM226 178V177H225ZM80 179V178H79ZM102 179V178H101ZM144 179V178H143ZM175 179V180H176ZM180 179V178H179ZM215 179V178H214ZM217 179V178H216ZM246 179H247V177H246ZM74 180V179H73ZM107 180V179H106ZM112 180V179H111ZM146 180L148 181H150L149 182V185L148 184H144L142 187H140V189H138V190H136L135 192H137L138 194H142V195H145V196H147L148 198H149V196L150 195H153L152 196V199L150 200V202H151V206L150 207H145V210H147V212L152 216V218H153V216H157V215H162V214H164L165 212H162L160 209L161 208H163V207H161L162 205V201L163 200H161L162 199V197L163 196H161V199H160V195H159V193H160V189H159V187H160V185H159V181H158V179H157V175L156 176H154V175H151V176H148L147 178H146ZM145 179H144V183H145V181H146ZM181 180H183V178H181ZM185 180H187V179H185ZM229 180V179H228ZM243 180V179H242ZM26 181V180H25ZM53 181H55V180H53ZM53 181H46V183H49V184H51V183H53ZM90 181V180H89ZM103 181V180H102ZM110 181V180H109ZM113 181V180H112ZM119 181H118V186H119ZM131 181V180H130ZM134 181V180H133ZM180 181V180H179ZM192 181V180H191ZM201 181V180H200ZM114 183H115V180L113 181ZM121 182V181H120ZM127 182V181H126ZM143 182V181H142ZM184 182V181H183ZM197 182V181H196ZM39 183V182H38ZM41 183V182H40ZM43 183V182H42ZM41 183V184H42ZM68 183V182H67ZM105 183V182H104ZM64 184V183H63ZM143 184V183H142ZM158 184V185H157ZM186 184H188V183H186ZM40 185V184H39ZM113 185V184H112ZM121 185V190H127V191H129V185L127 186V185H125V184H120ZM197 185V184H196ZM195 184H194V186H196ZM37 186V185H36ZM114 186V185H113ZM130 186L131 187H133L134 189H136L135 188V184L134 183H132V184H130ZM159 186V187H158ZM163 187V186H162ZM39 188V187H38ZM49 188V187H48ZM103 188H104V186H103ZM161 188V187H160ZM198 188H199V190L200 191H202V188L200 187V186H198ZM27 189V188H26ZM68 189V188H67ZM105 189V188H104ZM119 189H120V186H119ZM162 189V188H161ZM182 189V188H181ZM4 190V189H3ZM41 190L43 191V189L41 188ZM107 190V189H106ZM176 190V189H175ZM184 190V189H183ZM29 191V190H28ZM33 191H35V190H33ZM48 191V190H47ZM61 191V190H60ZM120 191V190H119ZM177 191V193L175 194V195H177L179 192H178V190H176ZM50 192V191H49ZM162 192V191H161ZM172 192V191H171ZM196 192V191H195ZM211 193V192H210ZM45 194V193H44ZM43 194V195H44ZM52 194V193H51ZM106 194V193H105ZM104 194V195H105ZM169 194V193H168ZM181 194V193H180ZM199 194V193H198ZM213 194H215V193H213ZM183 195V194H182ZM199 195H201V194H199ZM218 195V194H217ZM114 196H117V195H114ZM120 196V195H119ZM119 196H117V197H119ZM125 196V195H124ZM132 196V195H131ZM179 197H180V195H178ZM203 196V195H202ZM209 196V195H208ZM213 197H214V195H212ZM106 197H108L107 195H106ZM116 197V198H117ZM128 197H130V196H128L127 195V197L126 198H128ZM142 197V196H141ZM140 197V198H141ZM177 196H175V198H176ZM179 197H177V198H179ZM184 197V196H183ZM183 197H181V198H183ZM192 197V196H191ZM205 197H207V195L205 196ZM212 197V198H213ZM50 198H53V197H50ZM61 198H63V197H61ZM112 199H113V196L111 197ZM122 198L124 199V197L122 196ZM134 199H136V196H134L133 197ZM186 198V197H185ZM184 198V199H185ZM65 199V198H64ZM114 199H115V197H114ZM113 199V200H114ZM121 199V198H120ZM146 199V198H145ZM106 200V199H105ZM110 201H111V199H109ZM126 200L127 199H125V202H126ZM139 199L137 198V201H138ZM177 200V199H176ZM182 200V199H181ZM203 200H205L204 199V196H203ZM107 201V200H106ZM130 201V200H129ZM149 201V200H148ZM189 201V200H188ZM35 202V201H34ZM70 202V201H69ZM128 202V201H127ZM133 202V201H132ZM112 203V202H111ZM110 203V204H111ZM113 203H114V201H113ZM116 203V202H115ZM114 203V204H115ZM145 203V202H144ZM147 203V202H146ZM175 203V202H174ZM177 203V202H176ZM58 204V203H57ZM102 204V203H101ZM167 204V203H166ZM178 204V203H177ZM116 205V204H115ZM117 205H118V202H117ZM120 205V204H119ZM145 205V204H144ZM176 205V204H175ZM53 206V205H52ZM90 206V205H89ZM98 206V205H97ZM177 206V205H176ZM96 206H94V208H95ZM108 206H106V208H107ZM116 207V206H115ZM142 207V206H141ZM140 207V208H141ZM178 207V206H177ZM98 208H96V210H97ZM105 208H103V210H104ZM125 209V208H124ZM44 210V209H43ZM107 210H109V208L107 209ZM126 210V209H125ZM142 210H144V209H142ZM0 234H2V235H5V238H3L2 236H0V244H1V246L3 247H1L0 246V264H7V262H9L10 264H14V263H11L10 261H8V260H6V259H4V258H10V256H8V254L6 253L7 251H5L6 249H8V251L9 252H12V251H14L15 250V248H14V245L12 246L10 243H8V241H7V237H10V239L19 247H22V245H23V247H24V245H25V247H26V243L28 242L29 243V241L28 240H24V238H26L28 235L26 234V232H25V234H26V237H24V234H23V231H21L20 232V230H19V228L17 227L18 225H16V227H17V230L16 229H11V226H12V223L14 222L13 220H11V222H10V220H9V215H11V214H14L15 216L16 215H20V218L22 217L24 220L23 221H25V219H26V223H28V225H29V227H31V228H33V229H37L38 231L41 229V230H43L44 232H45V234L48 236V240L50 241H48L49 242V244L50 245H54L55 247H56V249L53 251L52 250V252H50V250H46V249H44L42 246V248L43 249H41V256L42 257H45V258H48L47 256H49V255H53V254H64L63 255V258H65V259H67L68 260V264H75V263H77V264H88V262L90 261H85L84 263H82L80 260H77L76 258H78V257H83L85 254H86V258H89V253H90V251H91V249H97V250H101V251H103L104 250V254L106 255H108V256H111L112 254H114L115 253V251H117L122 245L123 246H125V248L126 249H128V250H133V256L135 257V256H137V255H139L138 254V246L140 245V244H142V245H144V247L145 248H150V246H151V244L149 243V242H147L146 240H143V239H141V238H135V237H132V238H129V239H127V238H125V239H123L124 238V236H119V238H115V239H110V240H106L105 239V237L106 236H112L113 234H118V232H109V231H106V232H102V235H100V232L101 231H105V230H101V231H99V229L97 228H95L94 226H92V227H94L95 228V230L92 232V233H89V232H91V230H93V229H90L89 231L87 230V227H89V226H87V225H85V224H83L82 226H79L80 228H83L82 230H84V233L86 234V236H85V238L84 239H82V240H80V241H75V242H79V243H81V246L79 247V248H77V247H73L72 245H70V244H72L71 242H72V240H70L71 239V236L70 235H68L65 231H63V230H61L60 228H58L57 229V227H55V226H51V225H49V224H47L46 222H45V220L43 221V222H45V223H41L42 221V219H33V218H35V217H37V216H35L34 214H31V215H29V212L27 213V212H24V211H22L21 210V208H19L18 206H16V204H13L12 202H9V201H7V200H4V199H1V201H0ZM26 211V210H25ZM98 211V210H97ZM96 211V212H97ZM127 211H128V209H127ZM131 210H129V212H130ZM108 213H104V214H102V212H101V215L98 217V219L103 215V217H101V219L102 218H105L106 217V220H104V219H102V221H103V224L104 223H106V222H110V221H108V220H111V221H114L115 223H114V225H111V222H110V224H107L106 223V225H104V226H102V227H105V228H107V229H118L119 230V228H120V230L121 229H125L126 227H130V226H134L135 225V227L136 228H138L139 229V227H144L145 225H152L151 223H148L145 219H144V217H140L141 219H138V218H135L134 217V219H132V217H127V218H125L124 216V212L122 211V210H120V211H117V210H115V209H112V210H109V211H107ZM242 212V211H241ZM52 213V212H51ZM51 213H49V214H51ZM142 213H144V212H142ZM36 214V213H35ZM81 214V213H80ZM96 214V213H95ZM149 214H148V216H149ZM97 215H98V213H97ZM140 215V214H139ZM145 215H147V214H145ZM39 216V215H38ZM147 216V217H148ZM165 216V215H164ZM13 217V216H12ZM16 217H19V216H16ZM43 217V216H42ZM94 217V216H93ZM168 217V216H167ZM177 217V216H176ZM15 218V217H14ZM151 218V219H152ZM161 218V217H160ZM156 219V218H155ZM168 219V218H167ZM178 219V218H177ZM15 220V219H14ZM17 220V219H16ZM95 220H97V218L95 219ZM13 221V222H12ZM159 221V220H158ZM172 221V220H171ZM194 222V221H193ZM11 223V224H10ZM15 223V222H14ZM16 223H17V221H16ZM15 223V224H16ZM19 223V222H18ZM22 223V222H21ZM159 223V222H158ZM40 224V225H39ZM165 224V223H164ZM182 224V223H181ZM21 225H24V224H21ZM155 225V224H154ZM201 225V224H200ZM15 226V225H14ZM26 226V225H25ZM28 227V228H29ZM91 227V226H90ZM151 227V226H150ZM162 227V226H161ZM22 228H25V227H21V229ZM86 228V229H85ZM105 228H102V229H105ZM30 229V228H29ZM128 229V228H127ZM174 229V228H173ZM181 229V228H180ZM179 229V230H180ZM19 230V231H18ZM25 230V229H24ZM130 230V229H129ZM162 230H164V228H162ZM31 231V230H30ZM86 231H88V233H86ZM111 231V230H110ZM122 231V230H121ZM153 231V230H152ZM160 232H158L157 234H156V232H155V235L153 236V235H151V236H153V238H152V241H153V243H152V247L154 248V249H160L161 248V250H159V252H160V254H159V258L158 259H162L163 261H164V264H169V260L167 259V258H165V257H163V254H164V251L166 252V253H170V252H172L173 251V253L175 254V252H176V248L178 247L177 245H175L177 242H174L173 241V239H174V237L172 236L171 237V235H170V240H172V241H170V240H168V237H169V234L167 235V236H165L164 234H163V231H161V230H159ZM165 231V230H164ZM181 231V230H180ZM184 231V230H183ZM187 231V230H186ZM191 232V231H190ZM29 233V232H28ZM31 233V232H30ZM35 233V232H34ZM42 233V232H41ZM70 233V232H69ZM165 233V232H164ZM185 233V232H184ZM187 233V232H186ZM185 233V234H186ZM36 234V233H35ZM72 234V233H71ZM89 234H91V236H89ZM31 235V234H30ZM74 235H75V232H74ZM76 235H77V233H76ZM76 235H75V237H76ZM37 236H38V234H37ZM36 236V237H37ZM40 236V235H39ZM38 236V237H39ZM145 236V235H144ZM149 236H150V234H149ZM29 237V236H28ZM70 237V238H69ZM78 237V236H77ZM139 237V236H138ZM143 237V236H142ZM214 237V236H213ZM32 238H34V237H32ZM29 239V240H33V239ZM40 238L41 237H39L38 238V240L40 241ZM73 238V237H72ZM83 238V237H82ZM143 238H145V237H143ZM44 239V238H43ZM123 239V240H122ZM146 239V238H145ZM23 240H24V244H21V243H23ZM170 241V242H169ZM12 242V243H13ZM32 242H34V240L32 241ZM32 242H30L29 244H31V245H33L34 243H32ZM47 242V243H48ZM40 243H41V241H40ZM44 243V242H43ZM46 243V242H45ZM175 243V244H174ZM42 244V243H41ZM150 244V245H149ZM15 245V246H16ZM38 246V245H37ZM40 246V245H39ZM165 246V247H164ZM4 247L6 248V249H4ZM19 247V248H20ZM24 247V249H26ZM30 247H32V246H30ZM29 247V248H30ZM143 247V246H142ZM18 248V249H19ZM48 248V247H47ZM4 249V250H3ZM22 249V248H21ZM31 249H33V248H31ZM31 249H29V250H31ZM36 249V248H35ZM39 249V248H38ZM38 249H37V251H38ZM23 250V249H22ZM27 250V249H26ZM40 250V249H39ZM149 250V249H148ZM4 251H5V253H4ZM23 251H25V250H23ZM32 251V250H31ZM134 251H136V252H134ZM151 251V250H150ZM15 252V251H14ZM26 252V251H25ZM61 252V253H60ZM19 253V252H18ZM32 253H33V251H32ZM99 253V252H98ZM10 254V253H9ZM23 254H24V252H23ZM28 254V253H27ZM99 254H101V253H99ZM150 254H151V252H150ZM21 255V254H20ZM19 255V256H20ZM69 255H73V256H70L69 257ZM123 255H125V254H123ZM167 255V254H166ZM14 256V255H13ZM13 256H12V258L11 259H13ZM16 256V255H15ZM15 256H14V258H15ZM26 256V255H25ZM96 256V255H95ZM141 255H139L138 257H136V258H134L132 261H130L131 263H134L135 261H142V262H145V258H146V256L144 257V258H142V257H140ZM156 256V255H155ZM17 257V256H16ZM20 257H22V256H20ZM57 257H58V255H57ZM85 257H83V258H85ZM90 257H92V256H90ZM100 257V256H99ZM113 257V256H112ZM132 257V256H131ZM148 257V256H147ZM157 257V256H156ZM155 257V258H156ZM24 258V257H23ZM60 258V257H59ZM85 258V259H86ZM97 258V257H96ZM177 258H179V257H177ZM186 258V257H185ZM18 259V258H17ZM76 259V260H75ZM90 259V258H89ZM188 259V258H187ZM20 260V259H19ZM25 260V259H24ZM30 260V259H29ZM12 261V260H11ZM40 261V260H39ZM56 261V260H55ZM94 261V260H93ZM95 261H97V260H95ZM99 261V260H98ZM117 263L116 264H124L125 263V259L123 260H121V259H116L115 260ZM127 261V260H126ZM192 261V260H191ZM30 262V261H29ZM57 262V261H56ZM62 262V261H61ZM91 262V261H90ZM100 262V261H99ZM130 262L128 261V263L130 264ZM155 262H157V261H155ZM60 263V262H59ZM92 263V262H91ZM90 263V264H91ZM127 263V264H128ZM159 263V262H158ZM21 264V263H20ZM30 264V263H29ZM65 264V263H64ZM94 264H97L96 262L94 263ZM99 264H102V263H99ZM103 264H105V263H103ZM108 264V263H107ZM135 264H137L136 262H135ZM151 264H153V263H151ZM183 264V263H182ZM184 264H192V263H190V261H187V262H184Z\"/></svg>",
    "mask_w": 264,
    "mask_h": 264
},
{
    "label": "crops",
    "instance_id": "0c3cea01",
    "mask_svg": "<svg viewBox=\"0 0 264 264\" xmlns=\"http://www.w3.org/2000/svg\"><path fill=\"white\" fill-rule=\"evenodd\" d=\"M259 94H261L260 92H258Z\"/></svg>",
    "mask_w": 264,
    "mask_h": 264
}]
</instances>
